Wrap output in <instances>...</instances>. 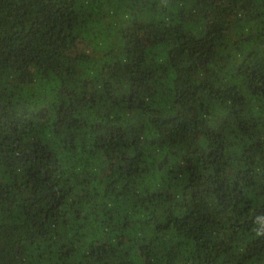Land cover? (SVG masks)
<instances>
[{
  "label": "trees",
  "instance_id": "trees-1",
  "mask_svg": "<svg viewBox=\"0 0 264 264\" xmlns=\"http://www.w3.org/2000/svg\"><path fill=\"white\" fill-rule=\"evenodd\" d=\"M262 141L264 0H0V264H264Z\"/></svg>",
  "mask_w": 264,
  "mask_h": 264
},
{
  "label": "rangeland",
  "instance_id": "rangeland-1",
  "mask_svg": "<svg viewBox=\"0 0 264 264\" xmlns=\"http://www.w3.org/2000/svg\"><path fill=\"white\" fill-rule=\"evenodd\" d=\"M260 146H264V141H262L261 143H260ZM260 149V148H259ZM238 175L240 176V177H243V175H244V173L243 172H241V170L238 172ZM256 185V184H255ZM254 185V186H255Z\"/></svg>",
  "mask_w": 264,
  "mask_h": 264
}]
</instances>
